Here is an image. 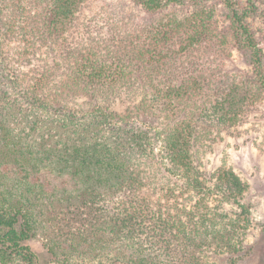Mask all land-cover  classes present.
I'll use <instances>...</instances> for the list:
<instances>
[{
    "label": "trees",
    "instance_id": "obj_1",
    "mask_svg": "<svg viewBox=\"0 0 264 264\" xmlns=\"http://www.w3.org/2000/svg\"><path fill=\"white\" fill-rule=\"evenodd\" d=\"M89 2L0 0V264H239L248 184L195 151L264 98V0Z\"/></svg>",
    "mask_w": 264,
    "mask_h": 264
},
{
    "label": "rangeland",
    "instance_id": "obj_2",
    "mask_svg": "<svg viewBox=\"0 0 264 264\" xmlns=\"http://www.w3.org/2000/svg\"><path fill=\"white\" fill-rule=\"evenodd\" d=\"M89 3L90 8L84 14L89 17L101 8L110 7L115 12L131 11L130 0H90ZM253 26L259 46L264 50L263 24L258 19ZM13 43L15 41H10L6 49L12 50ZM229 52L230 58L226 63L228 72H251L250 57L245 49L234 46ZM207 136L205 143L195 151L197 165L203 177L213 181L214 174L218 171L231 170L248 184L244 201L250 204L254 221L249 225L245 251L239 264H264V98L244 111L238 123L221 128L217 133L212 131ZM29 244L36 253L39 264H57L48 255L41 240L33 239ZM227 257L223 255L214 260L216 264H229Z\"/></svg>",
    "mask_w": 264,
    "mask_h": 264
}]
</instances>
